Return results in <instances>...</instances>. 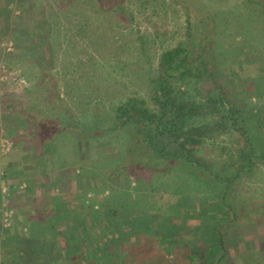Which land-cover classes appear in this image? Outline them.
<instances>
[{"label":"rangeland","instance_id":"374dc122","mask_svg":"<svg viewBox=\"0 0 264 264\" xmlns=\"http://www.w3.org/2000/svg\"><path fill=\"white\" fill-rule=\"evenodd\" d=\"M86 2L0 0V264H21L14 248L23 242L55 241L49 224H33L32 207L103 262L264 264V0ZM205 37L247 118L246 133L203 143L209 169L159 159L131 126L113 123L130 96L148 100L163 50ZM22 114L70 118L66 130L88 137L60 134L39 156L40 128ZM93 121L97 135L83 129ZM220 237L227 255L217 262ZM202 246L207 262L190 249Z\"/></svg>","mask_w":264,"mask_h":264},{"label":"trees","instance_id":"16d2710c","mask_svg":"<svg viewBox=\"0 0 264 264\" xmlns=\"http://www.w3.org/2000/svg\"><path fill=\"white\" fill-rule=\"evenodd\" d=\"M96 2L87 0L86 3L91 6ZM209 53L206 37L198 44L188 38L185 43L180 42L163 50L156 71L148 78V100L130 96L118 104L114 109V125L131 126L144 146L159 159L172 162L182 160L209 169L207 162L198 154L206 139L232 128L244 134L247 127L245 108L227 93ZM1 103L8 109V114L20 113L16 100L4 98ZM22 115L28 123L40 128V139L35 149L39 156L52 152L60 134L88 137L66 130V126L71 125L70 118L48 119ZM99 127L97 121H93L84 125L83 129L97 135L99 133L95 131ZM247 156H243L241 168L245 167ZM228 179L230 183L233 182V176ZM30 210L35 215L33 224H49V233L55 241L48 248H43L41 242H37L38 246L33 245V242L28 243V246L24 242L23 245H16L14 253L21 264H113L103 262L102 255L94 256L87 241L68 245L64 230L58 226L61 219H47L36 207ZM112 224L113 221L106 220L108 228ZM161 234L163 239V232ZM176 235L181 237L182 233L177 230L166 237L172 242L174 237H178ZM23 240L27 241L26 238ZM217 247L219 254L216 261L220 262L227 255L221 237L217 239ZM190 249L192 253L201 252L203 262H207L204 260L206 250L203 246Z\"/></svg>","mask_w":264,"mask_h":264},{"label":"built area","instance_id":"2783aa9c","mask_svg":"<svg viewBox=\"0 0 264 264\" xmlns=\"http://www.w3.org/2000/svg\"><path fill=\"white\" fill-rule=\"evenodd\" d=\"M8 215H9V214H8V213H6V217H5V219H6V220L8 219Z\"/></svg>","mask_w":264,"mask_h":264},{"label":"crops","instance_id":"0c3cea01","mask_svg":"<svg viewBox=\"0 0 264 264\" xmlns=\"http://www.w3.org/2000/svg\"><path fill=\"white\" fill-rule=\"evenodd\" d=\"M31 182H32V180H31ZM26 211V210H25Z\"/></svg>","mask_w":264,"mask_h":264}]
</instances>
